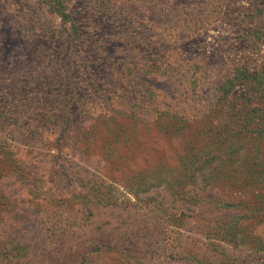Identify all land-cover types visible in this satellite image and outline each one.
<instances>
[{
  "label": "rangeland",
  "instance_id": "1",
  "mask_svg": "<svg viewBox=\"0 0 264 264\" xmlns=\"http://www.w3.org/2000/svg\"><path fill=\"white\" fill-rule=\"evenodd\" d=\"M0 264H264V0H0Z\"/></svg>",
  "mask_w": 264,
  "mask_h": 264
}]
</instances>
